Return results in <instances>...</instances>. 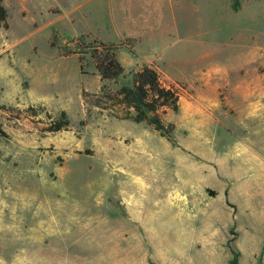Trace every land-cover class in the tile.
<instances>
[{"label":"rangeland","instance_id":"obj_1","mask_svg":"<svg viewBox=\"0 0 264 264\" xmlns=\"http://www.w3.org/2000/svg\"><path fill=\"white\" fill-rule=\"evenodd\" d=\"M2 4L0 264H131L129 253L136 264H229L232 248L241 264H264V0L238 11L232 0ZM81 36L136 39L134 53H118V80L102 82L90 56L64 54ZM153 61L187 92L163 119L171 136L116 117L99 97L87 113L84 89L131 85ZM64 112L70 128L48 132ZM126 173L137 183L128 196Z\"/></svg>","mask_w":264,"mask_h":264},{"label":"trees","instance_id":"obj_2","mask_svg":"<svg viewBox=\"0 0 264 264\" xmlns=\"http://www.w3.org/2000/svg\"><path fill=\"white\" fill-rule=\"evenodd\" d=\"M233 9L238 11L242 6V0H232ZM9 14L0 0V25L9 28ZM75 47L72 51L65 47L64 54L78 57L79 61L88 56L94 61L95 68L101 77L102 82L116 81L124 74V67L118 60V53L126 49L131 53L135 52L136 39L130 38L119 42L118 44H107L98 39L90 40L88 36H81L67 45ZM69 49L70 51H68ZM83 68V66H81ZM84 107L90 112V103L88 97H96L100 101L110 103L113 107L108 111L122 119H131L137 123H147L157 132L165 136H171L176 129L172 123L166 126L163 119L171 111H177L181 96H187L184 87L179 83L169 84L160 70L157 62L153 61L134 72L131 85H123L119 89L112 91L102 87L99 95H93L83 90ZM106 109V108H105ZM104 109V110H105ZM15 112L16 109H9ZM121 112L120 114L118 112ZM28 112L37 113L33 106L28 108ZM85 121H83V124ZM71 126L67 114L64 112L58 120L52 121L48 132H62L68 130ZM9 135L0 124V140L8 139ZM210 193L215 195L214 192ZM232 258L229 264H241V254L236 249H231Z\"/></svg>","mask_w":264,"mask_h":264},{"label":"crops","instance_id":"obj_3","mask_svg":"<svg viewBox=\"0 0 264 264\" xmlns=\"http://www.w3.org/2000/svg\"><path fill=\"white\" fill-rule=\"evenodd\" d=\"M193 139H196V138H193ZM196 140H198L199 141V143H204L205 145H206V147L204 148V151H203V154L205 155V156H207L208 155V152H209V147H210V144L209 143H207L206 141H204L201 137H198ZM248 142L250 143V144H253V141L252 140H248ZM252 142V143H251ZM243 149V148H242ZM245 149H251L252 150V148H249V147H247V148H245ZM238 151V150H240V147L239 146H237V145H234V147H231L230 148V150H229V154L230 153H232L233 151L235 152V151ZM179 156H180V158L182 159V160H187V161H189L188 160V158H187V156L185 155V154H183V153H181V154H179ZM228 155H227V159L226 160H224L223 158L220 160V163H221V167L222 168H225V165H227V164H229V160H228ZM236 160V159H235ZM126 183H125V188H124V191H125V195L124 196H128L129 194H130V191L134 188V187H136L137 186V183L134 181V178L131 176V174H129V173H126ZM207 179H211V176H207L206 177ZM211 206H212V204H211ZM135 214L140 218L141 217V214H142V211H140L139 209L137 210V211H135ZM150 221H152V220H150ZM142 222V221H141ZM143 223L145 224L146 222H144L143 221ZM124 224H125V227H124V230H125V236L126 237H128V239L127 240H125L126 241V243L128 244V245H130L131 246V244H134L135 246L134 247H136V249L138 250V251H140L141 250V247H142V245H141V239H140V237H141V235H140V232H139V229H132V224H130V223H128V222H124ZM151 226H152V230H153V232H155V234H156V228L154 227V225H152L151 224ZM127 235H129V236H127ZM136 255V254H135ZM140 255V254H139ZM135 258H134V262H133V259H132V253H129V262L131 263V264H136L135 263Z\"/></svg>","mask_w":264,"mask_h":264}]
</instances>
